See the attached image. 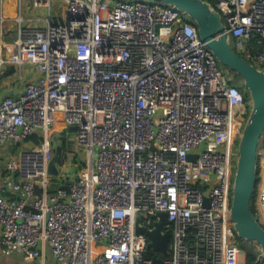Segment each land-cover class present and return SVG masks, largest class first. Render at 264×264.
Wrapping results in <instances>:
<instances>
[{
	"label": "built area",
	"instance_id": "2783aa9c",
	"mask_svg": "<svg viewBox=\"0 0 264 264\" xmlns=\"http://www.w3.org/2000/svg\"><path fill=\"white\" fill-rule=\"evenodd\" d=\"M205 1L233 50L264 73V0ZM18 2L14 51L0 44V78L6 67L39 76L15 98L0 94V148L30 143L0 177L1 253L32 264L47 256L51 264H154L160 256L136 218L152 230L165 212L163 264H239L230 207L250 102L193 22L149 0H33L47 15L25 26ZM57 122L74 130L85 165L78 154L72 163L65 145L54 177ZM256 160L252 213L264 228V135ZM256 255L253 264H264Z\"/></svg>",
	"mask_w": 264,
	"mask_h": 264
},
{
	"label": "water",
	"instance_id": "95a60500",
	"mask_svg": "<svg viewBox=\"0 0 264 264\" xmlns=\"http://www.w3.org/2000/svg\"><path fill=\"white\" fill-rule=\"evenodd\" d=\"M161 3L185 14L197 27L198 34L206 47L212 52L217 63L232 71L242 82L247 98L250 102V111L239 136L236 156L235 172L232 183V203L230 220L236 237L240 241L256 243L260 257L264 260V228L254 218L252 202L257 182L256 152L264 135V73L236 53L231 47L225 26L220 13L205 0H149ZM56 140V136L52 137ZM188 158L193 159L190 155ZM60 156L55 154L49 164V173L56 177V165ZM65 173H72V165L65 167ZM200 191L203 187L199 186ZM207 201V199H205ZM154 228L147 230L139 227L141 217L136 218V231L143 233L149 240L148 247L160 257L154 256V264H163L168 258V244L171 233L164 230L167 214L158 212Z\"/></svg>",
	"mask_w": 264,
	"mask_h": 264
},
{
	"label": "crops",
	"instance_id": "0c3cea01",
	"mask_svg": "<svg viewBox=\"0 0 264 264\" xmlns=\"http://www.w3.org/2000/svg\"><path fill=\"white\" fill-rule=\"evenodd\" d=\"M19 2L18 0H0V15L4 21L0 22V44L3 45L4 52L11 53L14 51V42L17 37L18 32V24L16 22V17L19 14V8H18ZM53 9L56 10V14L54 16L57 19L58 23L64 22V15L65 10L63 9L62 5V11H60V4L54 3L52 6ZM60 9V10H59ZM21 14L24 18V25L25 26H33L36 23L38 25H42L43 23H40V20L45 17L47 14L43 15L42 10L36 8L33 4V0H22V10ZM32 20V21H31ZM12 67H6L1 78H0V94L1 97H17L21 95L24 91V87L27 83L34 81L38 78L37 71L32 70V68L25 67L23 69V77L21 78L18 73H14ZM60 132L64 130V127L59 128ZM57 132V129H55ZM65 133V132H64ZM55 136V135H54ZM62 139L64 137H61ZM57 140H54L56 142ZM30 143L24 144V146L21 147H27ZM57 146V145H56ZM15 146H12L10 144L1 147L0 148V177L4 172L5 165L7 161L9 160V156L11 153L12 148ZM59 148V146H58ZM7 150V151H6ZM69 159H73L67 156ZM7 197H13L14 195L6 194ZM46 263L51 264L50 258L46 257ZM0 264H32L27 263L23 261V259L14 254L10 256H5L1 253V247H0Z\"/></svg>",
	"mask_w": 264,
	"mask_h": 264
},
{
	"label": "rangeland",
	"instance_id": "374dc122",
	"mask_svg": "<svg viewBox=\"0 0 264 264\" xmlns=\"http://www.w3.org/2000/svg\"><path fill=\"white\" fill-rule=\"evenodd\" d=\"M40 10H42L43 12V15L44 14H47V10L45 8H40V7H36ZM57 10V9H56ZM56 10L53 9L52 11V14L55 15L56 14ZM60 10V9H59ZM62 11V4H61V10ZM223 71H225L228 75L230 74L233 79L235 80V82L241 87V90H243V86H242V82L241 80L237 77L235 78L234 74L232 73V71L228 70V69H225L224 67H222L221 65L219 66ZM32 70L34 71V68H32ZM245 90V89H244ZM61 127H64V130H62V132H60L59 128ZM55 129H57V132L55 131ZM65 132V133H64ZM74 130L73 129H70L68 128L67 126H64L61 122H57L55 123L52 127H51V133L53 134V136H57V141L54 142L53 144L55 145L54 147V150H56L58 148V146H62L63 142L65 141V145L67 146V149L64 150L65 152L69 153V157L72 158L75 154H78L79 158L78 159H81V163L82 161L85 159V154H84V151L83 149H81L78 144H77V141H76V136L73 134ZM61 137H64L63 139ZM51 140H53L51 138ZM77 144V146H76ZM57 145V146H56ZM22 146V145H21ZM16 147V150H11V154L8 155L10 159L11 156H14L17 152L18 149H21L22 147L20 146H15ZM65 147V146H64ZM56 148V149H55ZM64 149V148H63ZM13 154V155H12ZM73 159H76V157H73ZM73 159L70 161L72 163H75L73 161ZM60 164V162L58 163V165ZM81 165V164H80ZM78 166V168H82V166ZM84 167V166H83ZM78 168H75V172L78 171ZM242 242V243H241ZM239 242V246L241 247V253L239 255V258H238V262L239 264H245L247 260V257H248V252L249 251H253V252H257L259 250V247L256 243H248V247H246V243L245 241H241ZM249 251H248V250Z\"/></svg>",
	"mask_w": 264,
	"mask_h": 264
},
{
	"label": "trees",
	"instance_id": "16d2710c",
	"mask_svg": "<svg viewBox=\"0 0 264 264\" xmlns=\"http://www.w3.org/2000/svg\"><path fill=\"white\" fill-rule=\"evenodd\" d=\"M13 71H14V69H12ZM234 74V73H233ZM234 76H235V78H237L236 77V75L234 74ZM235 81V80H234ZM39 140V138L37 137V136H32V137H30L29 139H28V141H32V142H37ZM65 141L63 142V144H62V146H59V148H57L56 150H55V153L56 154H58L61 158L62 157H65V154L63 153V148H64V146H65ZM73 157H76V159H73V161H76L77 160V154H75ZM85 165V163H83L82 162V164H81V166L83 167ZM66 181L67 182H69L70 181V179L69 178H67L66 179ZM241 242V241H240ZM242 243V242H241ZM246 245V247H248V243H246L245 244ZM248 250V249H247ZM249 251V250H248ZM256 253L257 252H253V251H249L248 252V257H247V260L248 261H246V264H253L254 262H255V260H256Z\"/></svg>",
	"mask_w": 264,
	"mask_h": 264
},
{
	"label": "clouds",
	"instance_id": "9594fccd",
	"mask_svg": "<svg viewBox=\"0 0 264 264\" xmlns=\"http://www.w3.org/2000/svg\"><path fill=\"white\" fill-rule=\"evenodd\" d=\"M57 140V139H56ZM54 141V140H53ZM56 154V153H55Z\"/></svg>",
	"mask_w": 264,
	"mask_h": 264
}]
</instances>
